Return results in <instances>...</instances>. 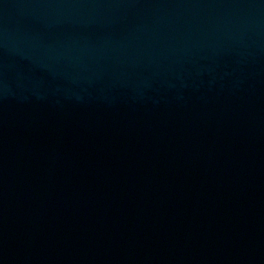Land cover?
I'll return each mask as SVG.
<instances>
[{
  "label": "water",
  "instance_id": "1",
  "mask_svg": "<svg viewBox=\"0 0 264 264\" xmlns=\"http://www.w3.org/2000/svg\"><path fill=\"white\" fill-rule=\"evenodd\" d=\"M0 264H264V0H0Z\"/></svg>",
  "mask_w": 264,
  "mask_h": 264
}]
</instances>
